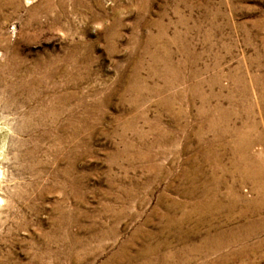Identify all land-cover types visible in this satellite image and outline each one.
I'll use <instances>...</instances> for the list:
<instances>
[{
	"label": "rangeland",
	"instance_id": "obj_1",
	"mask_svg": "<svg viewBox=\"0 0 264 264\" xmlns=\"http://www.w3.org/2000/svg\"><path fill=\"white\" fill-rule=\"evenodd\" d=\"M0 264H264V0H0Z\"/></svg>",
	"mask_w": 264,
	"mask_h": 264
}]
</instances>
